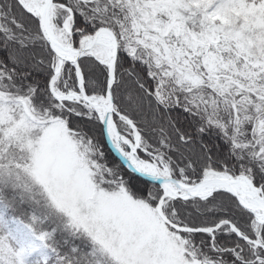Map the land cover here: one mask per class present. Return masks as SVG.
<instances>
[{
  "label": "snow or ice",
  "instance_id": "obj_1",
  "mask_svg": "<svg viewBox=\"0 0 264 264\" xmlns=\"http://www.w3.org/2000/svg\"><path fill=\"white\" fill-rule=\"evenodd\" d=\"M0 264H264V0H0Z\"/></svg>",
  "mask_w": 264,
  "mask_h": 264
}]
</instances>
